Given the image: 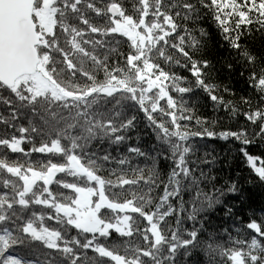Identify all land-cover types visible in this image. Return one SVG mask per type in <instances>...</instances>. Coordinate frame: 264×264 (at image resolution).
Listing matches in <instances>:
<instances>
[{
  "label": "trees",
  "instance_id": "trees-1",
  "mask_svg": "<svg viewBox=\"0 0 264 264\" xmlns=\"http://www.w3.org/2000/svg\"><path fill=\"white\" fill-rule=\"evenodd\" d=\"M108 2L109 0H97L96 7L106 9ZM119 2L128 16L133 15L137 18L136 21L124 19L121 27L132 25V28L128 30L131 39L138 42L148 41L151 61L159 65L158 69L152 68L148 63V56L145 55L141 64L142 71L134 74V78L135 76L146 77V74L157 77L164 91L160 93L157 87L148 88L149 78L138 81L137 86L142 89L141 98L145 100L144 106L152 113L155 123L150 126L145 115L135 105L130 101H124L122 119L136 117L135 127L126 133L130 137L128 142L110 147L107 141L101 144L97 140L89 149V151H99L101 154L105 149H109L112 156L119 159V154L129 155L127 148L131 145L140 148L148 157L147 159L144 156L133 158L129 155L131 164L117 165L114 163L106 166L102 171L101 175L111 180L112 184L120 185L112 189L115 193L112 197L113 212L105 214L104 219L115 224L124 215H129V231L125 232L124 236L113 231L107 240L101 242L106 243L109 248L118 253L120 264H125V261L130 264H170L168 257L171 253L168 250L174 246L170 230L175 232L179 219L180 233L192 230L193 226L200 228L201 224H203V230L196 244L190 248L192 256L186 258L184 252L178 250L175 264H229L227 259H221L219 253L230 255L239 251L244 253L241 264H252L248 258L250 252L252 255H259L260 259L256 264H264V251L257 249L252 252L249 248L253 240L264 245V219H262L264 218V182L259 181L247 165L240 152V141L232 137L227 140L219 136L208 138L206 135L207 132L217 134L225 131L244 132L249 139L254 141L248 146V152L254 157L264 159V138L254 135L260 131V122L252 124L244 115L245 112L264 111V93L258 92L252 86L251 80V73L254 70L259 71L264 68V29H260L255 24L248 28L242 27L239 30L241 48L234 49L230 47L228 41L222 38L221 29L210 14L202 10L203 19L195 23L182 19L186 15L182 5L188 0H176L177 5H181L177 8L172 7L173 0H119ZM82 11L98 27L111 26L106 23L107 14L96 16L94 12L83 6ZM176 12H179L181 17L177 23L181 25L188 23L191 29H195L201 46L192 53L193 59L201 63L208 62V67L202 70L204 84L214 86L211 94L222 97L223 104L217 106V103L210 99L204 87L197 85L196 78L184 67L177 65L190 64L184 55L163 43L152 49V45L165 35V30L171 32L166 17L171 15L172 19H176ZM141 20L144 21L146 27L139 28L137 31ZM200 29H203L206 35L201 36ZM90 35L97 40L110 41L111 43L106 44L105 48L117 47L121 53L129 51L130 42L119 34L114 36ZM87 38L88 36H85V39ZM167 39L168 44L171 45L175 37L169 36ZM115 41H120V43L116 45ZM61 46L71 55V50L66 45ZM137 47H140V43ZM104 51L105 49L100 50L101 53ZM243 51L255 57L253 64L241 55ZM116 59L113 53L109 63H115ZM120 60L122 66V58ZM59 67L60 65H57L58 69ZM84 68L87 71H96L90 63H86ZM96 75L97 79H103L102 73L96 72ZM173 76L178 79H172ZM65 77L66 74H62L58 79L63 81ZM181 77L186 80L181 82L179 80ZM78 82L83 84L86 81L79 77ZM13 87L22 88L23 85L17 81ZM52 88V84L44 81L32 91L34 95L39 96L44 93L50 96L51 93L48 90ZM181 89H189V91L181 93ZM39 103L43 104L44 101L41 100ZM225 104L229 106L226 108ZM153 109L157 111L153 112ZM232 109L236 110L235 114ZM17 113L21 114L20 119L15 118ZM29 115V110L22 108L17 98L8 89L0 87V120L3 121L0 123V205L6 204L10 198L14 206L12 210L23 211L17 205L23 204L25 200L31 202L41 197L43 200H51V196L45 195V191L51 185L50 191L57 197L61 193L65 194L64 201L59 199L52 201L54 206L68 210L66 206L71 190L62 188L60 184L78 182L90 192L92 191L91 185L87 184L86 180H77L69 174L65 160L71 155L70 151H66L64 156L55 154L57 149L55 128L44 126L39 120H34L30 125L27 122ZM181 116L185 119L182 120ZM189 117L191 119H188ZM196 120H200L201 123L196 124ZM67 123L71 124L74 121L68 120ZM21 127L27 129L25 138L31 142L22 145L25 152H12V148L21 146L18 131ZM173 133L176 134L174 138ZM197 134H204V137L201 138ZM188 137L191 139H187V143L193 146L190 155L183 151L184 141ZM8 141L11 143H7ZM47 144H51V148L43 147ZM68 144V141L61 142V146L65 149H68ZM31 148L42 150L27 152ZM173 151L179 154L175 159L186 156L189 162L186 168L192 171L187 172L189 180L186 181L181 177L179 181L173 180L169 184L171 163L162 158L169 156ZM45 152L49 154L45 155ZM72 159L75 161V157ZM107 167L117 169V175L109 176ZM61 168L65 171H61ZM184 170L186 169H182ZM56 173L59 174L56 176ZM54 177L56 183H52ZM192 178L199 180L200 183L193 185ZM126 180L138 181V183L125 184ZM232 183L237 186V194L222 195L227 192ZM166 184L169 197L176 196L178 184L180 196L176 200L163 199ZM197 191L201 193L200 200L193 202V193ZM208 196L212 197L210 201L207 199ZM181 199L182 204L179 203ZM217 199L222 203L217 204ZM103 203L107 201L101 200V204ZM42 204L43 201L41 205L33 203L31 209L25 211L24 214L27 216L30 211H36L37 214L44 213V226L50 229H61V224L55 219L54 209L42 206ZM117 205L119 207H116ZM192 207L200 211L194 214V219L190 220L189 216L193 215ZM225 207L233 209L231 215H226ZM181 208L186 209L183 214L180 213ZM49 215L53 218L49 219ZM149 217H151L150 220ZM250 220L258 222L260 232H254L246 227ZM152 223L157 225L160 233L159 240L154 237ZM63 230L67 232L69 238L78 237L81 242H84L86 237L91 238V234L80 233L72 226L65 225ZM225 230H227V235ZM209 233H213L214 236L210 237ZM185 239H187L186 236L179 234L176 237L178 243H182ZM11 242V240L8 241V243ZM209 246L216 249L210 258L205 252ZM12 251L29 261H35V264H39V261H43L44 264H64L62 253L55 249H48L39 241L29 244L25 240L24 244L13 248ZM78 254L86 257L82 264H89V262L90 264H114L107 258L99 259L98 254H95L92 249Z\"/></svg>",
  "mask_w": 264,
  "mask_h": 264
},
{
  "label": "snow or ice",
  "instance_id": "snow-or-ice-1",
  "mask_svg": "<svg viewBox=\"0 0 264 264\" xmlns=\"http://www.w3.org/2000/svg\"><path fill=\"white\" fill-rule=\"evenodd\" d=\"M96 4L97 0H51V7L54 10V23L51 30L35 23L28 26L23 19H20L16 22V29L13 34L3 44H0V49L3 50L9 65L7 79L0 76V87L8 89L17 98L21 107L29 110L30 115L27 122L30 125L33 124L34 120H39L42 125L55 128L57 134L55 154L64 156L66 151H70L71 155L65 160L69 174L76 177L77 180H86L92 188L89 194L88 190L84 189L78 182L72 184L62 182L60 184L62 188L71 190L66 206L68 210L54 206L52 201L57 199L64 201L65 194L61 193L57 197L56 194L50 191L51 185L45 191V195L51 196V200H43V197L31 202L25 200L23 204L17 205L23 211H13L14 206L10 198L6 204L0 205V264H35V261H29L12 251L13 248L24 244L25 240L29 244L34 241L42 242L48 249H55L62 253L64 264H82L86 257L78 253L88 249H92L95 254H98V258L101 260L107 258L114 264H120L118 253L109 248L106 243L101 242L107 240L113 231L120 236L125 235V232L116 224L104 219L105 214L113 212L112 197L115 196V193L112 189L120 187V185L112 184L111 180L102 176L101 173L106 166L114 163L117 165L131 164L129 155L133 158L144 156L147 159L148 157L140 148L131 145L127 148V154L129 155L119 154V159L114 158L109 149H105L102 154L99 151H89V149L97 140L101 144L107 141L110 147L128 142L130 137L126 133L135 127L136 117L122 119L124 101H130L135 105L145 115V119L149 121L150 126L155 123L152 113L144 106L145 100L141 98L142 89L137 86L138 81L148 79V77L135 76L134 78V74L142 71L141 64L145 55L148 56V63L152 68L158 69L159 65H155L151 61V50L148 49L149 42L132 40L128 34V30L132 28V25L120 26L126 18L132 21H136L137 18L133 15L128 16L119 0H109L106 9L97 8ZM82 6L94 12L96 16L107 14L106 23L111 26L101 28L93 24L90 18L84 15ZM180 6L177 5L176 0H173V8ZM182 7L186 12L182 19L188 22L195 23L203 19L202 10L210 14L216 25L221 29L222 38L228 41L230 47L234 49L241 48L239 43L241 33L239 30L242 27L248 28V26L255 24L260 29H264V0H188ZM114 8L116 11H113ZM137 11H139V8H137ZM175 15L176 19H172L171 15L166 17L171 32L165 30V35L161 36L152 45V49L163 43L184 55L190 61V64L177 65L184 67L196 78L197 85L204 87V90L209 93L210 99L216 102L217 106L223 104L222 97L211 94L214 86L204 84L202 70L208 67V62L201 63L193 59L192 53L201 46V41L195 34V29H191L188 23L183 25L177 23V20L181 19L180 13L176 12ZM142 27H146L143 20L139 22L137 31ZM90 34L101 36L119 34L130 42L129 51L121 53L117 47L105 48L106 44L111 43L110 41L94 39ZM200 35H206L203 29H200ZM85 36H88V38L85 39ZM169 36L175 37L171 45L168 44L167 38ZM119 43L120 41H115L116 45ZM138 43H140L139 48L137 47ZM62 44L71 50V55L68 51H65L61 46ZM101 49H105V51L101 53ZM113 53L117 59L115 63L110 64L109 60L112 58ZM241 55L250 64L255 62V57L247 51H243ZM73 57H76V59H73ZM120 58H122V66ZM161 58H163L162 54ZM86 63H90L96 71L85 70L84 65ZM57 65H60L59 69ZM96 72L102 73L103 79H97ZM62 74H66L63 81L58 79ZM79 77H82L86 82L80 84L78 82ZM172 79L178 78L173 76ZM9 80L12 83L18 81L23 87H13ZM179 80L182 82L186 79L181 77ZM251 80L252 86L258 92L264 93V68L259 69V71L254 70L251 73ZM44 81L53 85V88L48 90L51 95L44 93L39 96L34 95L32 89L38 84H43ZM186 91H189V89H181V93ZM41 100L44 101L43 104L39 103ZM109 105L111 107H108ZM224 106L227 108L229 105L225 104ZM152 111L155 112L157 109ZM232 111L235 114L236 110L232 109ZM65 113H68V115H65ZM244 115L252 124L260 122V131L254 133V135L264 138V111L245 112ZM20 117V113L15 115L16 119H20ZM181 119L185 118L181 116ZM188 119H191V117ZM68 120H72L74 123L69 124L67 123ZM2 122L0 120V123ZM195 123L199 125L201 121L196 120ZM18 131L21 146L12 148L11 151L25 152L22 145L31 141L25 138L27 129L21 127ZM172 135L174 138L176 134L173 133ZM197 135L201 138L204 137V134ZM206 135L208 138L219 136V138L227 140L232 137L240 141V152L247 165L250 166L257 179L264 182V159L254 157L248 152V146L254 141L249 139L244 132L225 131L219 134L207 132ZM187 139H191V137L185 139L183 151L185 154L190 155L193 146L187 143ZM62 141L69 142L68 149L61 146ZM7 143L10 144L11 142L8 141ZM43 147L51 148V144ZM41 150V148H31L27 152ZM44 154L48 155L49 153L45 152ZM177 155L179 154L173 151L169 156L162 158L171 163L168 176L169 184L173 180L179 181L181 177L186 181L190 179L187 172L192 171V169L186 168L189 163L186 156L175 159ZM72 157H75V161ZM182 169L186 170L182 171ZM61 171H65V169L61 168ZM107 171L109 176L117 175V169L115 168L107 167ZM57 174L59 173H56V176ZM201 176H203V173H201ZM52 183H56L55 177ZM133 183H138V181H125V184ZM199 183V180L192 178L193 185ZM4 187L6 188V186ZM177 188L176 196L169 197L168 185L166 184L163 199L176 200L180 196L178 184ZM237 192L236 184L232 183L227 192L222 193V195L227 193L235 195ZM200 196L199 191L194 192L193 202L199 201ZM207 199L210 201L212 197L208 196ZM101 200H105L107 203L101 204ZM41 201H43L42 206L54 209L55 219L61 224V229H50L44 226V213L37 214L36 211H30L29 215L24 214L25 211L31 209L33 203L41 205ZM130 202L134 203V201ZM179 203L182 204L183 200L181 199ZM216 203L221 204L222 201L217 199ZM116 207H119V205ZM185 211L186 209H180L181 214ZM199 211V209L192 207L191 212L193 215H190L189 219H194V214ZM232 211L231 207H225L226 215H231ZM48 218L52 219L53 217L49 215ZM150 219L151 217H149ZM65 225L74 227L80 233L91 234V238L86 237L84 242H81L78 237L69 238L67 232L63 230ZM246 227L254 232L261 231L258 222L251 220ZM202 230L203 224L200 225V228L193 226L192 230H185L180 233V221L177 220L175 232L170 230L174 244L168 250L171 253L168 257L170 264H175L178 250L183 251L186 258L192 256L190 248L196 244ZM178 234L186 236L187 239L183 240L182 243H178L176 240ZM225 234H228L227 230H225ZM209 236L213 237L214 234L209 233ZM9 240L12 242L8 243ZM145 240H148L147 236ZM249 248L252 252L257 249L264 251V245H260L257 240H253ZM205 252L206 256L210 258L216 252V249L209 246ZM219 256L221 259H227L229 264H241L244 259L243 251L233 252L230 255L221 252ZM248 258L252 261V264H256L260 259L259 255H252L251 252ZM39 264H44V262L39 261ZM125 264H130V262L125 261Z\"/></svg>",
  "mask_w": 264,
  "mask_h": 264
},
{
  "label": "water",
  "instance_id": "water-1",
  "mask_svg": "<svg viewBox=\"0 0 264 264\" xmlns=\"http://www.w3.org/2000/svg\"><path fill=\"white\" fill-rule=\"evenodd\" d=\"M35 0H0V44H3L16 29V22L23 19L24 23L31 26L34 21L32 12ZM113 11H116L114 8ZM9 65L0 49V76L7 79ZM10 83H12L9 80ZM16 83V82H15ZM12 83V86L15 85Z\"/></svg>",
  "mask_w": 264,
  "mask_h": 264
},
{
  "label": "rangeland",
  "instance_id": "rangeland-1",
  "mask_svg": "<svg viewBox=\"0 0 264 264\" xmlns=\"http://www.w3.org/2000/svg\"><path fill=\"white\" fill-rule=\"evenodd\" d=\"M36 5V6H35ZM34 5V18L37 25H40L47 30H51L53 27V13L54 10L51 7V0H36ZM122 25V22L120 26ZM144 76V74H143ZM146 77L149 78L148 88H155L162 93L164 91L161 81L157 77H151L150 74H146ZM90 194V191H88ZM70 211V210H69ZM129 215H124L118 223H115L119 228L124 232L129 231ZM154 237L156 240H159V231L157 225L152 223L151 225Z\"/></svg>",
  "mask_w": 264,
  "mask_h": 264
}]
</instances>
